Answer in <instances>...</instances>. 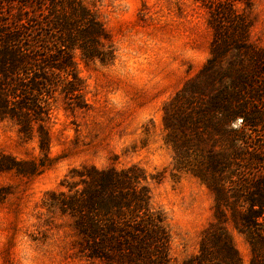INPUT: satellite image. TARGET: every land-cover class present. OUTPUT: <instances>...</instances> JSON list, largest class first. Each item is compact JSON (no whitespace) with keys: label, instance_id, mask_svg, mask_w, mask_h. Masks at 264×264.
Returning <instances> with one entry per match:
<instances>
[{"label":"trees","instance_id":"trees-1","mask_svg":"<svg viewBox=\"0 0 264 264\" xmlns=\"http://www.w3.org/2000/svg\"><path fill=\"white\" fill-rule=\"evenodd\" d=\"M237 1L243 0L211 2L210 55L163 105L170 168L152 173L139 163L83 162L45 193L41 224L70 237L66 258L80 264H242L232 223L251 246L250 264H264V47L250 42V21ZM96 3L0 0V123L39 149L30 160L1 154L0 171L31 177L55 165L49 122L58 95L72 112L92 106L77 56L102 64L118 57ZM169 169L175 179L192 175L213 195L197 250L182 260L174 255L169 217L153 201L152 183L163 182Z\"/></svg>","mask_w":264,"mask_h":264},{"label":"rangeland","instance_id":"rangeland-1","mask_svg":"<svg viewBox=\"0 0 264 264\" xmlns=\"http://www.w3.org/2000/svg\"><path fill=\"white\" fill-rule=\"evenodd\" d=\"M213 1L218 0H97L118 57L102 64L77 56L92 106L72 112L58 95L49 122L51 152L59 158L52 168L31 177L0 171V264H80L65 257L70 237L41 224L45 193L58 187L70 167L115 161L119 166L139 163L152 173L170 168L163 105L210 55ZM235 6L250 21V42L264 47V0ZM1 154L30 160L39 149L35 140L24 142L11 124L0 123ZM152 191L155 205L169 217L174 255L182 260L197 250L212 218L213 195L197 178L184 173L175 179L170 169L163 182L152 183ZM229 230L242 264H250L245 235L232 223Z\"/></svg>","mask_w":264,"mask_h":264}]
</instances>
